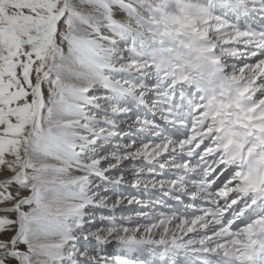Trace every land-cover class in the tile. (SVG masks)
Here are the masks:
<instances>
[{
  "label": "snow or ice",
  "instance_id": "snow-or-ice-1",
  "mask_svg": "<svg viewBox=\"0 0 264 264\" xmlns=\"http://www.w3.org/2000/svg\"><path fill=\"white\" fill-rule=\"evenodd\" d=\"M0 264H264V0H0Z\"/></svg>",
  "mask_w": 264,
  "mask_h": 264
}]
</instances>
